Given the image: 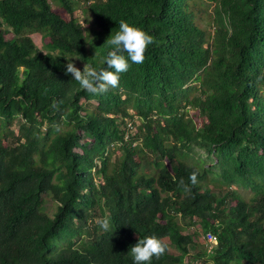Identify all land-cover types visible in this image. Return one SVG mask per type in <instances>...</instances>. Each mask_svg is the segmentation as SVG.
Masks as SVG:
<instances>
[{"label": "trees", "instance_id": "obj_1", "mask_svg": "<svg viewBox=\"0 0 264 264\" xmlns=\"http://www.w3.org/2000/svg\"><path fill=\"white\" fill-rule=\"evenodd\" d=\"M77 1L88 31L71 0H0V264H134L148 236L168 245L151 264H264V0ZM121 20L158 43L119 87L89 94L67 57L106 68ZM194 221L211 252L191 254Z\"/></svg>", "mask_w": 264, "mask_h": 264}, {"label": "clouds", "instance_id": "obj_2", "mask_svg": "<svg viewBox=\"0 0 264 264\" xmlns=\"http://www.w3.org/2000/svg\"><path fill=\"white\" fill-rule=\"evenodd\" d=\"M106 43L110 45V50L104 57L105 67L95 68L89 64H84L83 70L77 67L73 58L67 57L65 67L66 75L71 76V80L78 82L79 87L93 95L106 93L110 88L119 87L120 74L126 73L129 68V59L134 64H142L146 58L148 47L158 43L154 36L143 29L121 20L119 30L111 35ZM127 54V57L124 54ZM110 69H114L110 70ZM176 178L173 177V180ZM191 185L198 183V170H193L189 176ZM179 184L186 192L191 188L185 184L183 178ZM100 226L107 231L109 229V219L104 218L99 222ZM168 250V245L160 238L148 236L139 239L138 242L130 248V254L133 257L134 264H151L155 257L159 259Z\"/></svg>", "mask_w": 264, "mask_h": 264}, {"label": "rangeland", "instance_id": "obj_3", "mask_svg": "<svg viewBox=\"0 0 264 264\" xmlns=\"http://www.w3.org/2000/svg\"><path fill=\"white\" fill-rule=\"evenodd\" d=\"M71 1H73V3L77 6V10L75 13L76 16L79 18V20L83 24L84 28L88 31V26H90V24H91V27H93L95 25L94 23H91L92 22V16L85 12V5L82 2H78L77 0H71ZM211 5H213V4L211 3ZM4 28H6V27H4ZM13 35H14L13 33L7 34V38H11V37H13ZM32 38L39 47H41V48L44 47V41H43L42 35L40 33H33ZM90 41H91L90 32H88V48L90 51H93V48L91 46ZM73 61L75 62L77 67H79V68H81V70H83V66L85 63L81 62L80 60H78L76 58H74ZM82 102L87 104L84 100H82ZM91 104L96 105L97 102L92 101ZM134 120H135L136 125H134V127H132L130 129L131 131H129V134H131L132 136L137 132V127L140 124V120L138 117H135ZM13 128L16 131L18 130L16 125H14ZM190 153L195 158L196 161H199L201 164L205 165L207 168H212L214 170V172H216L217 168L215 167V163H213V161H212L213 156L210 153L206 152L203 149H200L199 147H193L191 149ZM209 175L211 177L216 176V174H214V173H209ZM98 179H100V178H98ZM211 187H213V185H211ZM233 190H236V187L234 185H232L231 187L223 186V189L222 190L220 189L219 191L216 189L217 194L219 196H222V195L226 194L227 192H232ZM247 191L241 190V192H244L245 196H250L249 192H247ZM43 200H44V203H43L44 209L47 212L52 213L55 210V204L52 201V199L49 196L45 195ZM99 221H100V217H98L96 219V223H98ZM181 223H182V221H181ZM182 225L184 227V232L187 234H193L194 242L196 244H198L196 247L195 246L190 247L191 254H194L196 250L202 251L204 249H207L209 252H211L212 249L215 248L216 239H214V241H212V242H209L206 239V235L203 233L201 225L198 221L188 222V223H185ZM170 249L174 253H178V251L174 245H171ZM184 264H203V263L201 262V257L199 259H197L193 256H190V257H187L185 259ZM245 264H249V263H245Z\"/></svg>", "mask_w": 264, "mask_h": 264}, {"label": "built area", "instance_id": "obj_4", "mask_svg": "<svg viewBox=\"0 0 264 264\" xmlns=\"http://www.w3.org/2000/svg\"><path fill=\"white\" fill-rule=\"evenodd\" d=\"M130 126H131V124H130ZM206 239H207L209 242L214 241V239H216L215 234H214L212 231L207 232V233H206Z\"/></svg>", "mask_w": 264, "mask_h": 264}]
</instances>
